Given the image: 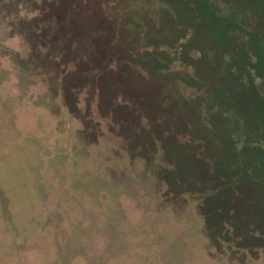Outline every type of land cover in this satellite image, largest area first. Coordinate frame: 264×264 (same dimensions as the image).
I'll return each instance as SVG.
<instances>
[{"label":"rangeland","instance_id":"1","mask_svg":"<svg viewBox=\"0 0 264 264\" xmlns=\"http://www.w3.org/2000/svg\"><path fill=\"white\" fill-rule=\"evenodd\" d=\"M209 1L229 45L170 0H0V264H264L261 8Z\"/></svg>","mask_w":264,"mask_h":264},{"label":"trees","instance_id":"2","mask_svg":"<svg viewBox=\"0 0 264 264\" xmlns=\"http://www.w3.org/2000/svg\"><path fill=\"white\" fill-rule=\"evenodd\" d=\"M170 1L172 3V6H170V8L172 9V11H174L171 18H175V19L170 18L172 22H174L176 24H177V22H179L182 25V28L185 32H186L185 29H187V28H191V27H195V26L198 27V31L200 33L199 38H198V44H197L198 49H201L204 45H206V43L210 39H213V41L222 43L224 45L231 44L229 42V39H228L230 36V32L232 30H234V28L239 29V27L234 24V20L232 19L231 16L230 17H224L222 15V17H221L220 15H218L216 13V10L218 8L214 7L209 0H170ZM221 1H223L225 3L227 2L226 4L230 5V8L232 7L234 9L240 8V4H243V3H245L246 6L252 5L253 8L257 9V12H259L258 7L261 8V10H260V12L262 13L261 14L262 19H260L261 25L259 26V28L257 26V28L253 29L251 31V35L253 36V41L257 45V48L255 50V54L258 55L259 57L264 58V49H263V43H264V0H221ZM176 3H178L179 8H177L175 6ZM134 23H136V22H134ZM183 35H184V37L187 38L186 40H183V41H185L186 43H188L187 41H189V43L192 42V38L190 35H186V36H185V34H183ZM169 40H171V44H169V45H173L174 51L175 52L177 50L179 51V54H180L179 57H180L181 61L185 62V64L188 63V64L192 65L191 57L188 55L189 54L188 53V46L189 45L182 42L181 48L177 49L176 46H174L176 38L173 40V38L169 37L167 39V41H169ZM128 49L129 48H124L122 50L119 49V54L124 53V52L128 53ZM157 52H159V55L161 57L163 56V54H165L161 50H158L155 53H157ZM155 53L154 54L147 53V55H143V57L138 56L135 52H130L128 55L132 56L133 59H135V60H139L138 64L141 65L145 69L155 68L157 70H160L163 67L165 61H158L155 57ZM124 55H126V54L124 53ZM148 56H150V57H148ZM162 59L170 61L169 58H166V59L162 58ZM167 64H168V62H167ZM186 81L189 85H192V83L194 82V79L191 77H187ZM196 82H197V80H196ZM204 83H205V79H201V77H200V80L198 79V83L196 85L197 88H200V84L203 85ZM199 99H201V98H198L197 101H200ZM234 113H235V111H234ZM241 113H243V115H244V116H242V114H240L241 117H244L246 120H249L250 119L249 117H251L250 114H252L251 112L248 113L246 111H241ZM196 115H199V117H202V114L200 115L199 113H197V114L193 113L192 121H196V119L194 118ZM216 115H219V117L224 118L222 116V112L220 109L216 112ZM185 119L188 120L187 118H185ZM191 128L193 131L196 132L195 127H191ZM208 128H209V126H208ZM197 129H200L201 135L204 134V131H203L204 129L202 128L200 123H199V126L197 127ZM187 161H188L187 159L182 158L181 164H184Z\"/></svg>","mask_w":264,"mask_h":264},{"label":"flooded vegetation","instance_id":"3","mask_svg":"<svg viewBox=\"0 0 264 264\" xmlns=\"http://www.w3.org/2000/svg\"><path fill=\"white\" fill-rule=\"evenodd\" d=\"M18 250V249H17ZM13 263L11 264H16V259L14 261H12ZM15 262V263H14ZM1 264H4V262L2 263V260H1Z\"/></svg>","mask_w":264,"mask_h":264}]
</instances>
